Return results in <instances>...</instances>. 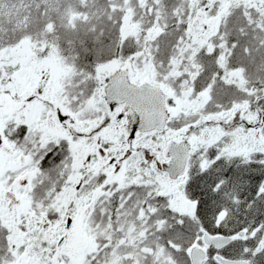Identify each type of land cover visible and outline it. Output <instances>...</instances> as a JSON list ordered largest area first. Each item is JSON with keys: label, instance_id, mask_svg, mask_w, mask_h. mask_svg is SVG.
<instances>
[{"label": "trees", "instance_id": "trees-1", "mask_svg": "<svg viewBox=\"0 0 264 264\" xmlns=\"http://www.w3.org/2000/svg\"><path fill=\"white\" fill-rule=\"evenodd\" d=\"M208 3L0 0V95L11 94L21 67L13 63L17 57L10 52L28 45L31 73L50 63L60 71L55 96L46 108L56 112L59 102L73 123L71 137H53L45 130V111L40 126L30 124L24 115L6 122L5 140L26 159L12 182L28 176L23 192L29 206L19 216L27 234L18 243L11 239L12 228L0 212V264H14L27 251L51 247L42 231L29 232V223L62 227L81 210L96 244L83 264H191L189 250L203 245L204 233L234 238L220 251L223 257L264 264L261 154L227 157L218 146L200 152L207 164L195 163L194 155L181 185L193 207L190 212L175 209L172 196L162 192L159 172L151 166V148L138 140L121 181H110L107 170L77 167L74 144L89 136L86 144L93 145L95 136L115 119L101 94V71L111 64L130 67L135 77L144 74L143 82L172 92L169 100L206 96L201 106L184 109L180 116L170 117L163 130L148 134L151 140L166 132L186 139L191 132L217 127L229 133L246 134L255 128L264 132V0ZM200 10L218 20L215 32L203 43L189 31ZM128 20L134 33L125 31ZM79 124L83 128L94 124L96 129L87 133L78 129ZM117 145L112 141L104 147L111 151ZM217 253L209 249L205 264H220Z\"/></svg>", "mask_w": 264, "mask_h": 264}, {"label": "rangeland", "instance_id": "rangeland-1", "mask_svg": "<svg viewBox=\"0 0 264 264\" xmlns=\"http://www.w3.org/2000/svg\"><path fill=\"white\" fill-rule=\"evenodd\" d=\"M213 1L209 0L208 4H212ZM191 23L190 33L197 42L203 43L215 32L218 20L209 11L200 10ZM125 27L127 34L134 33L136 30L129 20ZM10 53L17 57L13 63L20 64L21 67L19 73L14 77L15 86L11 88V94L0 95V212L12 228L11 239L18 243L21 240L24 241L27 234L23 230V222L19 216L29 206L27 197L23 192V189L27 188L28 176H18L12 182L13 173H17L23 167L26 159L5 140L3 133L6 122L19 119L24 115L30 124L40 126L39 121L45 111L47 116L45 130L49 134L52 133L53 137L61 135L71 137L69 125H73V123L70 122L67 112L59 102L56 103V112L46 108V102L48 99L53 101L57 90L60 71L56 64L42 65L39 72L36 71L34 74L31 73L32 69H29L31 49L28 45L12 50ZM118 69L120 68L113 64L102 69L101 82L103 86H106V79ZM144 79V74L141 77L132 75L131 81L141 83ZM171 93L165 92L170 117H178L184 109H195L206 101V96L200 100L172 96V101L169 100ZM101 94L103 95V90ZM107 111L115 119L111 121L108 128L95 136L93 145L87 146L86 141H89V136H86L73 146L79 170L82 168L95 169L96 171L107 170L110 181H121L135 156L136 151L132 145L137 140L147 149L151 148L149 154L153 158L151 163L153 169L168 163V143L165 144L164 141L171 133L166 132L151 140V135L139 133L130 128L132 123L131 111L124 106H109ZM76 126H79L78 129L80 130L83 128L82 124ZM91 129L95 130L96 126L92 124L88 128H83L84 132L87 133ZM188 132L190 133V131ZM244 132L232 131L229 133L218 127L217 129L204 128L199 133L191 132L185 140L190 144L193 156L196 155L195 163L199 164L202 163L203 157L200 152L214 150L218 146L223 147L221 153L227 157L249 158L254 157V154L255 156L261 154L264 157V132L259 128H255L246 134ZM112 141H117L119 145L114 146L109 151L104 147V144ZM200 154L201 156H199ZM145 158L148 157L145 156ZM204 163L207 164V161H203L202 164ZM187 174L188 171L182 179L183 182L187 180ZM158 175L162 192L172 196L174 208L180 212H190L193 207L186 198L182 187L178 183L169 182L161 173ZM6 191L13 193L18 202L12 201L9 196L5 199L4 193ZM97 194L98 191L95 192V197ZM68 201L70 200H65V203L69 204ZM81 203L79 200L78 204ZM84 213L83 210L79 211L76 217L69 218L62 227H54L53 229L48 228V225L43 223H40L41 225L29 223V232L32 234V231L36 229L42 231V238L47 236L51 247L47 251H27L14 264H83L86 254L96 248L92 236L89 235V227L83 223ZM42 238H38L40 245ZM34 242L36 243V240Z\"/></svg>", "mask_w": 264, "mask_h": 264}, {"label": "water", "instance_id": "water-1", "mask_svg": "<svg viewBox=\"0 0 264 264\" xmlns=\"http://www.w3.org/2000/svg\"><path fill=\"white\" fill-rule=\"evenodd\" d=\"M131 69L125 68L113 73L107 80L104 88L105 99L108 105H122L132 110L137 117L136 129L141 133L158 132L163 129L169 118L167 96L162 89L154 84L131 82ZM169 162L164 166V173L171 181L182 178L190 164L192 150L185 140L171 142L168 147ZM13 197V196H12ZM241 232L239 237H244ZM205 247L194 246L190 249L192 264H204L207 259L206 248L214 247L222 250L232 241V237L224 235H203ZM221 264H251L248 261L231 260L218 255Z\"/></svg>", "mask_w": 264, "mask_h": 264}, {"label": "flooded vegetation", "instance_id": "flooded-vegetation-1", "mask_svg": "<svg viewBox=\"0 0 264 264\" xmlns=\"http://www.w3.org/2000/svg\"><path fill=\"white\" fill-rule=\"evenodd\" d=\"M135 122H136V120H134V123H132V125L130 126V128L132 129V130H134L135 128ZM150 162H152V159H150ZM165 165H162V166H157V167H155L154 168V170H157V172H159V173H162L163 174V176L164 177H166L165 176V174L163 173V167H164ZM175 183H178V185H179V181H177V182H175Z\"/></svg>", "mask_w": 264, "mask_h": 264}]
</instances>
